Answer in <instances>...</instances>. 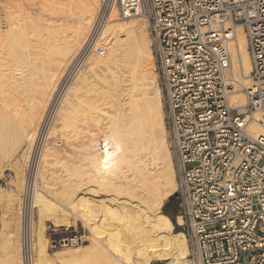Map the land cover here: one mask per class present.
<instances>
[{
  "label": "bare ground",
  "instance_id": "bare-ground-1",
  "mask_svg": "<svg viewBox=\"0 0 264 264\" xmlns=\"http://www.w3.org/2000/svg\"><path fill=\"white\" fill-rule=\"evenodd\" d=\"M35 1L0 0V24L6 26L4 29L0 28V46H12V40L8 41L10 32L13 31L9 28H14L12 20L22 19L26 14V7ZM85 1L87 6L84 5L85 10L82 11H87V19L82 15L86 22L81 28L80 22L74 25L79 28L77 32H73L74 35L70 34L69 37L59 34L57 37L54 35L55 37L47 38H54L52 48H48V55L40 58V63H37L39 66L35 65L37 70L32 74L35 76L29 84L30 91L22 112L16 108L7 111L0 109V151L6 154L5 157H13L12 168L14 166L18 169L20 180L26 175L29 177L28 174L34 167L32 169V165L28 164L35 162L34 176L29 182L25 181L28 185L31 181V202L36 203L40 215L54 225L67 223L74 227L80 225L87 230L91 244L88 249L100 253L103 263L150 264L151 261L163 260L167 264H189L185 237L184 245L179 246L171 219L160 210L166 198L175 191L176 183L163 120L161 94L155 72L151 71L153 56L147 20L136 13L121 14L115 7L110 8L104 19L97 11L101 0ZM55 2L54 0L51 4L55 6ZM48 6L51 5L43 7ZM59 11L62 13L60 8ZM136 15H140V20L133 19ZM66 18H63L64 21ZM41 30L40 28V32ZM48 32L49 35L53 32L55 34L54 30ZM245 41L243 29L236 26L229 49L231 79L239 87H247L250 83L252 69ZM7 48L9 49L6 47V50ZM9 50L7 51L12 49ZM7 51L5 55L8 54ZM50 52H56L57 55L52 57ZM42 54L41 52L39 55ZM95 54L96 59H100L102 55H110L105 67L110 73V79H105V97L104 94L103 98L99 95L101 100L104 99L101 107H96L99 113L91 111L99 98L98 93L92 92L94 89L90 88L92 81L89 83L88 76L91 77V74L87 73L94 67L90 63ZM13 55L16 53L13 52ZM98 55L101 57L98 58ZM24 58V61L31 63L30 58ZM82 66L84 70L88 68V71L82 72ZM9 73H1L7 92L12 89V82L20 79H12ZM230 103L232 106H244V93L236 90L230 96ZM258 118V113L254 112L248 130L252 135L264 136V129L255 121ZM84 120L89 121L88 128L83 124ZM35 141L37 144L40 142L36 161L29 155ZM87 148L93 150L88 152ZM158 161L162 165L156 173ZM54 165L58 169L55 170ZM154 172L159 173L161 181L159 177V180L155 177ZM47 188L51 189L48 192L51 191L50 196L45 193ZM10 193L13 195L12 191ZM176 219L177 223H181L179 216ZM20 222L12 224V229L8 223L12 230L9 233H14L13 236H8V231L0 229V254H13L10 255L12 260L9 257L10 262L13 261L10 264H24L23 250L26 249V243L20 249V233L24 228ZM27 231L30 235V264H45L40 256L45 251V234H35L30 223ZM74 241L75 237H70L60 240L58 245L71 246ZM10 247L12 249L8 250ZM7 255L5 258L0 257L6 260Z\"/></svg>",
  "mask_w": 264,
  "mask_h": 264
},
{
  "label": "built area",
  "instance_id": "built-area-1",
  "mask_svg": "<svg viewBox=\"0 0 264 264\" xmlns=\"http://www.w3.org/2000/svg\"><path fill=\"white\" fill-rule=\"evenodd\" d=\"M112 7L147 20L188 263L264 264V136L248 130L254 112L264 129V0H103L100 15ZM236 26L252 68L242 107Z\"/></svg>",
  "mask_w": 264,
  "mask_h": 264
},
{
  "label": "rangeland",
  "instance_id": "rangeland-1",
  "mask_svg": "<svg viewBox=\"0 0 264 264\" xmlns=\"http://www.w3.org/2000/svg\"><path fill=\"white\" fill-rule=\"evenodd\" d=\"M52 1L54 2V0H52ZM52 1L51 0H45V2H44V0L43 1L36 0L32 4H30L29 7H26L27 8L25 10V13L26 14H24V16H22V19L20 17L21 20L20 19H16V21H15V19L12 20V22H14V24L12 25V26H14V28L11 27V29L9 28V30L10 31L13 30V31H11V32L8 31V32H10V38H8V41H9V39L12 40V42L10 41L11 44H12V46L11 45L9 46V45H7L5 43H3L5 45L0 46V50H1L0 51V72L3 75H4V73H9L10 72L9 75H10V77H12V79H15V78H17V79L20 78V79H18L17 82L16 81L12 82V84H11L12 85L11 86L12 89H10V91L13 90V92L12 91L11 92L10 91L7 92V90L5 89L6 86L4 84L5 83V80L3 79L4 77L0 73V94H1L0 95V109L2 108L3 110H6L7 111V110H13V109L16 108L17 111L22 112V109L25 107V105H24L25 104L24 103L25 102V98H28L26 96H28L29 91H30L29 84H31L33 82V78L35 76V75H32V74H33V72L35 74V72L37 70V67H35V65H38L39 66V64H37V63H40V58L48 55L47 54V52L49 50L48 48H52L51 46H52V40H54L53 37H55L54 35H56V37H57L59 34H61V35L63 34L64 36L71 37L70 34L74 35L75 33H73V32H77L79 30V28L82 27L81 25L86 22L85 17L87 19V11L84 12V11H82V9H83V6L87 4L86 3L87 1H85V0H55L56 1L55 2L56 3V5H55L56 8H55V6H54L53 3L51 4ZM83 1H85V2H83ZM97 1H99V0H97ZM4 2H5V0H4ZM4 2H3V5L5 4ZM42 2H44V4ZM48 2H50V3H48ZM102 2H103V0L100 1V4L98 3L97 11H99V12H100V7H101ZM59 3H61V4H59ZM46 4L47 5L49 4L51 6H48L46 8L43 7V6H47ZM1 5H2V3H0V7H1ZM59 5L61 7H59ZM51 8H52V10H51ZM59 8H60V10H61L62 13H60ZM84 8H85V6H84ZM53 9L57 10V12H55V10H53ZM83 10H85V9H83ZM71 12L77 13V14H80V15L72 14ZM62 14H64V15H62ZM70 14H72V15L70 16ZM108 14H109V11H105V13L103 15L104 19L107 18V15ZM73 15H77L79 17H82L83 20H82V18L80 19L79 17H77V16L75 17ZM82 15H84L85 17L82 16ZM65 16H67V18H69V19H67ZM139 16L140 15H136L135 17L133 16L134 17L133 19L140 20L139 19L140 18ZM63 18L64 19L66 18V21L67 22L64 21ZM74 18H78V19H74ZM70 20L71 21L73 20L72 21L73 23ZM77 20H79V21H77ZM79 22L81 23V24H79V28H78V26L75 28L74 25H76V23L78 25ZM28 24H30V25H28ZM0 25H1L0 28H3V29L6 28V26H4V25L2 26V24H0ZM43 27H45V28L49 27V28H47V31H45L46 29L43 28ZM40 28L42 29L41 32H40ZM14 29L16 31H14ZM37 29H39V30H37ZM74 29H76V31ZM50 30H51V32L54 30L55 31V34H53L54 32L53 33L50 32L51 33L50 35L47 34V33H49L48 31H50ZM69 30L72 33H70ZM37 31H39L40 33H38ZM62 31H63V33H61ZM12 32L15 33V36L16 37H14V33H12ZM57 32H59V33L57 34ZM43 33L46 34V35H49V36L46 37V35H44ZM66 33H67V35H66ZM40 34H42V35L40 36ZM51 36H53L52 37L53 38L52 40L50 39ZM244 36H245V34H244ZM11 37H12V39H11ZM48 37H50V38L47 39ZM65 38H67V37H65ZM21 41H22V43H21ZM31 41H32V43H31ZM17 43H18V45H16ZM19 46H20V48H19ZM6 47H9V49L11 48L13 50L12 51L10 49L11 50L10 51L7 48V50H9L12 54L6 50ZM38 49H40L41 51L38 50ZM5 50L8 53L7 55L4 54V53H6ZM13 52H14V54L16 53V55H13ZM41 52L43 54L42 55H39V54H41ZM56 55H57L56 52H50V56L53 57V56H56ZM106 55L105 56L102 55V57L100 55H98V58L101 57L102 59L101 58L100 59H96L97 58V55H96V57L92 56V60H91L90 65H93L94 67L91 69V71L90 70L88 71V68L86 70H84V66L81 67L82 72L88 71L87 73H90L91 74V77L92 78L90 76H88V78L90 80L89 83L92 81L90 83V86H91L90 88H91V90L94 89V91H92V92H94V93L97 92L98 93V94L96 93L97 96H98L97 98H99V99H97L98 100L97 105L95 103L96 106H94L93 109H91V111H95L96 113H99V110H97V109L101 107V105L103 103V100H104V99L101 100L99 95H101V97L103 98V95L102 94H104V97H105L104 91H105V87L107 85L105 79H107V80L110 79V73L107 71V68H105L107 66L108 61H109L108 59H110V57H109L110 55H108V54H106ZM9 56H11V57H9ZM26 56H27V58H30L29 62H31V63H28V62H26V60L25 61L23 60V59H25L24 57H26ZM14 57H16V58H14ZM3 60H5V61H3ZM22 60L24 62H22ZM92 61H94V63L95 62L96 63L94 64ZM21 64H23V65H21ZM28 64H30V65H28ZM17 66H19V67H17ZM20 66H23V67L21 68ZM30 66H31V68H30ZM5 68L8 69V70H6ZM25 68H26V70H25ZM11 69L13 70V72H11L12 71ZM9 70H11V71H9ZM151 71L155 72L154 65H153V68L151 69ZM31 75H32V77H31ZM22 76L25 77V80L23 79ZM21 77H22V79H21ZM29 77L32 78V79H30ZM155 77H156V73H155ZM91 79H93V80H91ZM19 80L21 82H19ZM156 80H157V77H156ZM248 85H249V83H248ZM93 86H94V88H92ZM26 87H27V89H26ZM20 89H22V90H20ZM236 90H241V87L236 88ZM5 93H7V94H5ZM16 93L17 94L19 93V94L17 95ZM9 97H10L11 100H9ZM6 100H7V103H9V104H7L5 102ZM10 102H13V103L11 104ZM3 103H6V104H3ZM98 104H100V105H98ZM97 106H99V107L96 109ZM83 124H85V126L87 128L90 126V123H89L88 120H84L83 121ZM33 144H32L31 149H30L31 154L29 153V155L32 156V159L34 157V161H36L37 160V157H38V152L40 150V148H39L40 147V142L38 144L36 142L35 145H33ZM0 146H1V144H0ZM89 146L91 147L90 144H89ZM91 149L93 150V148H89V149L87 148L88 152L89 151L91 152L92 151ZM0 150L2 151L1 147H0ZM87 150H85V151H87ZM1 151H0V229H5L6 232L8 231L7 233L12 232V230H11L12 229V226L16 222L21 221L20 223L24 226V228H23L22 232L20 233L23 236V237L21 236L20 249H22L23 244L26 243V249L24 248L23 254H25V253L27 254V257L29 258V261L32 262V260H30L32 258H31V253L29 252L30 251L29 250V247H28L30 235H29V232L27 231L29 229V223H30V225L32 226L33 231H34L35 234L36 233H43L46 236V241H45V244H44L45 245V251H44L43 254L40 255L41 258H42V260H43V263H45V264H105V263H103L104 262L103 259L101 260V257L102 256H101L100 253L95 252V251H92L91 249H88L91 246V244H90V240H89V237H88V235H89L88 233L89 232L87 230H85L80 225L74 227V226H72L70 224H67V223L60 224V225H54L53 223H51V221L49 219H46V218L42 217L40 215V212H39L38 208H37V204L34 203V202H31L32 201L31 181H30V184L29 185L25 181L28 180L27 182H29V179L30 178L32 179V176H34V171H36L35 162L33 164H28V166L29 165L30 166L32 165V169L34 167V169L29 172V174H28L29 177H27V175H26V176H24L26 179L23 178V179L20 180V178L18 176L19 175V172H17L18 169L16 170L14 168V166L12 168V164H13L12 162L13 161H11V160H12L13 157L11 158L9 154H7V155H9V157H5L6 154L4 155ZM32 152H33V154H32ZM85 154H87V152H85ZM11 156H13V154ZM31 156H30V158H31ZM8 159H10V160H8ZM161 165L162 164L160 163V161H158L157 166L155 167V172L156 173L158 172L157 170H158V168L161 167ZM9 166H10V168H9ZM54 169L55 170L58 169V166L56 165ZM30 170H31V167H30ZM156 173H155V177H157V179H158V177L160 176L159 175L160 169H159V173L158 174H156ZM159 179L161 181L162 178L159 177ZM15 181H16V183H15ZM26 184H27V186L25 187ZM160 184H161V182H160ZM49 190H51V189L47 188L45 190L46 191L45 193H46L47 196H50V194H51V191H50V193H48ZM11 191H12V194L13 195H11V193H10ZM173 195H174V192L171 195H169L166 198L167 200H165L163 202V204L161 205L160 210L162 212L165 213V208H164L165 203H166V201L170 200V197L173 196ZM13 196H15V197H13ZM174 200H175V198H174ZM38 217L42 218L43 220L42 221L37 220ZM176 218L177 217L175 216L174 217V221L171 220L172 223H173V230H174L175 233H176V230H177L176 227H178V230H177L178 232H181L182 231L181 228L177 224V219ZM12 222H14V223H12ZM5 223H7V224H5ZM8 223H9V227L11 226L10 227L11 229L8 227ZM5 226H7V227H5ZM11 234H12V236L14 235V233H9L7 235L8 236H11ZM70 237H75V241H74V244L73 245H71V246H64V247H60L58 245V244L61 243L60 240L67 239V238H70ZM177 239H178V245L179 246L184 245V239L182 240V242L179 240L178 236H177ZM10 249H12V248L11 247L8 248V250H10ZM83 249H84V251H83ZM86 250H88V251H86ZM6 255H7V253H6ZM6 255H5V253L0 254V256H2V257H4V256L6 257ZM8 255H7L8 258H6V260L4 259L5 257L4 258H1L0 257L1 258L0 259V264H6V263L7 264L8 263L10 264V263L13 262V261L10 262V260H12L11 256L13 254H8ZM6 261H9V262H6ZM106 264H109V263H106ZM150 264H167V262L166 261H160V262H158V261H151Z\"/></svg>",
  "mask_w": 264,
  "mask_h": 264
},
{
  "label": "trees",
  "instance_id": "trees-1",
  "mask_svg": "<svg viewBox=\"0 0 264 264\" xmlns=\"http://www.w3.org/2000/svg\"><path fill=\"white\" fill-rule=\"evenodd\" d=\"M170 200H173L172 213L169 216L172 219L177 215V202H176V200H174V196H171ZM37 220L42 221L43 219L38 217ZM176 229L178 230V227H176ZM177 230H176V234H177L179 240L182 242V240L184 239V236H183L182 232H178ZM161 261H163V260H161Z\"/></svg>",
  "mask_w": 264,
  "mask_h": 264
},
{
  "label": "flooded vegetation",
  "instance_id": "flooded-vegetation-1",
  "mask_svg": "<svg viewBox=\"0 0 264 264\" xmlns=\"http://www.w3.org/2000/svg\"><path fill=\"white\" fill-rule=\"evenodd\" d=\"M172 206H173V200L166 201L164 208H165V213L168 214V216H170L172 213ZM171 220L174 221V218H172Z\"/></svg>",
  "mask_w": 264,
  "mask_h": 264
},
{
  "label": "crops",
  "instance_id": "crops-1",
  "mask_svg": "<svg viewBox=\"0 0 264 264\" xmlns=\"http://www.w3.org/2000/svg\"><path fill=\"white\" fill-rule=\"evenodd\" d=\"M158 262H160L161 260H157Z\"/></svg>",
  "mask_w": 264,
  "mask_h": 264
}]
</instances>
